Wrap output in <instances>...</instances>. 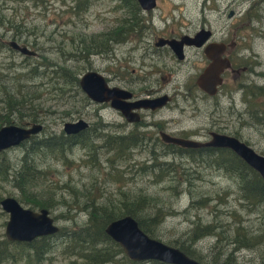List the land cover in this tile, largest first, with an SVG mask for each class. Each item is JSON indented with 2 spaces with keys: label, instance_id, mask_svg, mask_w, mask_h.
Segmentation results:
<instances>
[{
  "label": "rangeland",
  "instance_id": "rangeland-1",
  "mask_svg": "<svg viewBox=\"0 0 264 264\" xmlns=\"http://www.w3.org/2000/svg\"><path fill=\"white\" fill-rule=\"evenodd\" d=\"M238 1L241 2L240 5H237ZM75 3L76 0H0V78H9L5 87L11 96L16 92L18 84L25 85L24 90L30 92L27 102L30 106L25 110L34 114L43 125V130L35 136L36 140L61 131L63 123L78 118L90 123L87 134L82 132L83 137L89 133L96 136L106 132L115 134V124L118 122L115 109L106 107L103 103L91 102L80 90L79 77L86 71H96L104 78L107 77L105 79H108L111 85L113 80L108 77L114 75L116 61L121 57L127 63L123 70H126L128 76H136V72H132L131 68L142 73V70L135 66L136 57H132L130 53L139 54V61L149 62V57L147 54L141 56V49H133L132 46L147 34H150V39L153 30L157 31L164 24L171 28L173 17L174 25L182 31L191 32L205 23L217 33L222 31L224 37L230 38L234 31L230 29L228 33L225 32L232 21L226 16V12L228 8H232L234 20H238L236 23L242 21L244 24L243 28L235 32V38L240 42L237 54L248 59V62L245 64L246 71L239 76L232 78L229 71L225 72V81L219 90L218 100L226 108H219L218 112L223 115L230 132L239 133L237 137L241 141L264 156V90H260L264 87V37L260 36L262 18L256 5L250 9L248 18V0H216L215 3L211 0H155L156 6L151 9L150 14H138L141 19L139 25H142L140 31L129 33L128 37L121 39L119 43L110 41V49L106 52L88 55L78 52L82 49L78 43L81 35L87 37L102 34L100 38L108 40L110 34L113 35L115 29L120 26L121 19L130 21L131 17L124 15L122 10L125 8L119 9L116 0H91L85 9L78 12ZM207 10H210V13H206ZM262 31L264 32V26ZM11 40L34 50L37 55L32 59L35 60L27 64L24 55L7 46V42ZM78 47L80 48L75 49ZM151 54L149 52L150 57ZM39 63H48L45 65L49 67V71L65 68L77 80L69 78L72 83L68 82L66 87L60 83L63 97H53L49 100L56 92L52 85L49 83L34 86L29 79V69ZM168 64L173 62L168 61ZM197 71V66L186 64L177 72L176 81L180 82L183 92L182 78L189 74L192 76L188 85L193 90L196 87L193 84ZM46 78L56 77L49 72L42 78H35L33 82ZM147 85L146 81L137 84L138 87ZM249 88L253 92L251 95L247 94ZM162 89L170 91L171 85L168 84ZM199 90L196 89V92ZM178 99L182 100V96L178 95ZM197 102L203 107L201 100ZM159 116L177 120L174 124L170 123V129L209 127L208 115L202 113L199 116H188L179 115L176 111H162ZM138 119L137 115L129 121ZM144 131L150 133L147 127ZM139 145L140 148L133 152L129 149V154L132 155L130 158L122 159L103 145L102 137L95 139L93 144L89 141H78L63 151L66 153L64 158L58 151L41 149L36 161L39 163L38 168L43 170L44 179L40 183L45 197L51 199L46 202L50 204L48 212L54 224L59 228L64 227L65 230L69 227H80L91 210L90 204L85 201L86 197L76 196L70 187H75L81 192L90 189L97 194L96 201L104 205L111 198L116 199L119 191L126 190L134 194L140 192L154 196L171 210L164 211L163 220L153 227L156 229L154 238L157 241L161 240L160 242L167 246L173 241L184 244L194 250L193 254L197 255L198 257H195L203 264H209L212 257L220 264L228 255L231 262L227 264H264V206L255 207L241 200L239 188L242 181L238 175L232 177L226 171L208 165L205 160L172 152L167 145L163 147L164 152L162 144L148 146L141 142ZM22 152L23 148L19 145L0 151V162L6 165L0 169V200L7 197L19 198L18 191L8 179V170L17 167ZM205 155L207 154H204V157L208 158ZM210 157L213 158L212 155ZM153 161L158 164L175 163L178 173L174 177L172 174L162 173L159 167L147 169L146 166ZM114 168L117 174H121V180L110 177L109 173H112ZM185 179L188 181H183ZM79 191L76 192L77 195H80ZM191 199L196 200L198 204L194 201L190 204ZM21 206L30 208L24 203ZM168 208L165 209L169 210ZM6 220L7 213L0 208V239H5ZM196 223L217 226L215 232H218L219 236L210 232L192 244L188 235ZM211 228L209 227V230ZM240 228L248 236V230H253L259 237L253 239L252 243L245 242L248 238L243 237L247 245L230 244L231 240H237L235 234L241 231ZM48 241L54 245L38 262L34 261L31 254L30 257L29 253L25 255V247L19 245L22 242H16L11 243L10 247L15 259H6L0 264H69L70 260L77 258V253L69 254L68 248L65 249L68 241L63 235H51ZM120 259V256L116 255V262L110 261L106 264H131ZM147 262L148 260L139 264H150Z\"/></svg>",
  "mask_w": 264,
  "mask_h": 264
},
{
  "label": "trees",
  "instance_id": "trees-1",
  "mask_svg": "<svg viewBox=\"0 0 264 264\" xmlns=\"http://www.w3.org/2000/svg\"><path fill=\"white\" fill-rule=\"evenodd\" d=\"M90 1L91 0H76V12H78V10L85 9ZM116 1L118 2V8H125L122 10V12L125 16L129 15V17H132L131 20L128 21L126 20V18L121 19L120 26L115 29L116 32L113 33V35L110 34V38L108 40H106L105 38H100L102 34L89 35L87 37H85L86 35H81L78 38V43L81 44L82 49H80L78 52L88 53V55L99 52H106L110 49V41H117V43H119L118 41L127 38L129 33H136L137 31H140L142 25H139L138 23V21L140 22V17L138 15L139 8L138 5H136L137 3L135 2V0ZM79 48L80 47L75 49ZM24 57L27 64L30 63L29 61L35 60L32 59L34 57ZM41 59L44 60V57L41 56ZM45 64L39 63V67L36 65L31 66V68L29 69V72L31 73V76L29 78L30 82L32 81V84H34V86H40L50 83L53 89L56 90V92L51 98H49V100H51L53 97H57L59 99L63 97L64 93L60 83L66 87L68 85V82L72 83L69 78H72L73 81H76L77 79L76 77L71 76V74H69L67 69L65 68L60 67L58 69H51L49 71V67H47ZM49 72L53 73L56 78H46V80L33 82L35 78H42ZM3 77L4 76L0 78V126L2 124L9 123H17L22 125L25 121L40 123L41 120L37 119L34 114H31L25 110L26 107L30 106V104L27 103L30 99V92L24 90L26 86L23 84H18L16 92L11 96L9 94V91L7 92V89L5 87L6 81L9 78ZM262 89L264 90V87H262ZM66 93L68 94V90ZM74 93L77 94V92ZM252 93V90L249 88L247 94L251 95ZM24 110L26 111V114H24ZM47 112L50 111L47 110ZM81 134L82 133L78 135H66L61 130L57 133H50L48 135H45L39 140H36L35 136H32L28 140H24L22 141V143H20L19 146L23 148L22 157L17 163L16 168L8 170V179L11 181L12 186L19 193V198L16 199L19 203H24L32 209H48L50 206V204L46 201H51V199H49V197H45L44 192H42L43 190L40 183L44 179L43 170L42 168H38L39 163H37L36 161V157L38 156L41 149H52L58 151L59 154H61V157L64 158L66 156V153H64L63 151L71 148V146L78 141L83 143H85V141H89L93 144L95 139H101L102 137L103 145L112 150L113 153L117 155L116 150L118 148L125 149L126 147H128V149L133 152L134 150L140 148L139 144L141 143V140H139V138L137 140L136 138L132 140L131 147L130 145L125 147L123 146V143L116 140L115 134L112 133L106 132L105 134L100 136H96L94 134V136L92 137H83L81 136ZM165 145H167L172 152L186 155L188 157L190 156L194 159L200 158L202 160H205L207 161L208 165L215 166L218 169H222L229 173L232 177L234 175H238L240 181H242L239 188V195L241 196V200H245L247 203L255 207L264 206L263 180L255 170L245 164V162L231 150L215 147L211 149H201L183 148L172 144ZM204 154H207L205 156H207L208 158H205ZM121 155L124 156L123 152L120 153V156ZM211 155L213 156V158L210 157ZM0 164V169L6 166L3 162H0ZM168 165H170L171 167H167ZM176 166L177 165L172 162H162L158 164L157 161H153L146 167L149 170L159 167L162 173L172 174L175 177V175L178 173L176 170ZM113 170L114 171L112 173H109L110 177L114 178L115 180H121V174H117L115 168ZM183 181L188 180L185 179ZM67 187L69 189V186ZM70 189L76 196L84 195L86 197L85 201L91 206V210L88 211L87 219L82 226L72 228L69 227L66 230L64 229V227H62L60 229V232L52 235V237L57 234H59V236L63 235L64 237H66L68 245L65 244V249L68 248L69 254L77 253V258L70 260L69 264H106L110 261H113L114 263L116 262V255L120 256L121 261H128L131 264H139L138 262L131 261L123 254L120 245L113 241L106 234L105 227L111 221L129 214L137 220L140 228L144 232H146L150 237L154 238L156 236V229H153V227L163 220V215L165 213L164 211L171 212L170 208L162 204L161 201L157 200L154 196L147 195L145 193L138 192L137 194H134L132 192L122 190L119 191V195L116 199L111 198V200H108L106 205H104V203L96 201L97 194H95L90 189L86 192H81L75 187H70ZM77 191H79L80 195L76 194ZM193 201L194 200L191 199L190 204H193ZM194 202L196 203V205L198 204L196 200ZM165 208H168L169 210H166ZM212 225L204 226L196 223L190 231L191 234L188 235L191 243L194 244L195 241H197L202 236L209 234L210 232L214 234V236H219L218 232H215L217 226L212 227ZM209 227H212L211 230H209ZM240 230V232L235 234V236H237L238 244H246L244 243L245 240H243V237L247 236L248 239L245 242L248 243H252L253 239L259 237V235H255V232L253 230H248L250 232L249 236L243 229L240 228ZM63 231L65 232L63 233ZM50 237L51 235L42 236L30 242L19 243V245L25 247L26 256L29 253V257L31 254L34 261L38 262L45 253L49 252L50 249H52V245H54L50 241H48ZM239 240H241V242ZM11 243L13 242H9L4 238L0 239V262L6 259H15V257L10 252V247L12 246ZM237 243L235 240H231L230 244L237 245ZM14 244L16 243L14 242ZM170 245L180 249L188 256L202 262L199 258H197V255L193 254L194 250H191L188 246L180 244L177 241L171 242ZM229 256L230 255H228L227 258L223 260L224 262H221L220 264L230 263L231 260L229 259ZM214 259L216 258L212 257L209 264H216L217 262ZM147 263L168 264L157 260H149Z\"/></svg>",
  "mask_w": 264,
  "mask_h": 264
},
{
  "label": "flooded vegetation",
  "instance_id": "flooded-vegetation-1",
  "mask_svg": "<svg viewBox=\"0 0 264 264\" xmlns=\"http://www.w3.org/2000/svg\"><path fill=\"white\" fill-rule=\"evenodd\" d=\"M211 1H214L215 3L216 0ZM248 1L249 7L246 11L248 15L247 17L249 18L250 16V9H252L253 6L256 5L260 10V17L262 18L260 36L264 37V32L262 31V27L264 26V0ZM135 2L137 3L136 5H138L137 0H135ZM240 4L241 2L238 1L237 5ZM138 8V14H150L153 10H142L139 5ZM210 10H207L206 13H210ZM233 13L234 10L232 8H228L226 16L232 21L229 23V28L225 32L228 33L230 29L234 31V33H232V37L230 38L224 37L222 31H219V33H217L214 28H211L209 25H205V23L191 32L182 31L180 28L176 27L173 23L174 17L172 18L171 28H167L163 23L164 25L162 26V28L158 29L157 31L153 30V35L150 39L148 38L150 34H147L144 38L140 39V42L138 40L137 44L135 46H132L133 49H141V56H145L147 54V56L149 57V62H146L145 60L139 61L137 60V58L140 57L139 54L135 55L136 53H130L132 57H136L135 61L137 63L135 66H137L139 70H142V73H138L135 68H131L132 72H136L135 77L128 76L126 70H123L124 66L126 67L127 64L126 61H124L123 57L119 58L116 61L117 68H115L114 75L112 77H108L112 78L113 84L110 85L108 79L106 81L110 86L117 87L120 90H125L130 94L129 96L118 98L117 100L120 103L124 105H131L132 103L139 104V100H142L144 98L152 99L165 96L164 103L154 109L135 107L130 108V112L138 115V121H129L125 117V115L122 114L120 109H115L114 111L118 116V122L115 124V137L118 142L123 143V146L126 147L132 143L133 139L137 138L138 140L139 138L141 142L148 144V146H159L160 144H162V151L164 152L165 149L163 147L165 146V143L167 144V142H165L161 138V133H166L170 136L180 137L184 139H200V142L208 141L210 139L211 131L218 133H228L230 135L234 134L232 136L236 135L235 137L238 136L239 133L230 132L228 130L227 122L223 120V115L218 112L219 108H226V106H223L218 100L219 90L223 87L222 84L225 81V72L229 71L232 78L239 76L241 73L246 71L245 64H247L248 62V59H244L240 57L239 54H237L240 42L235 38V32L243 28L244 24H242V21L236 23V21L238 22V20H234L235 17H233ZM198 31H204V34L199 38V40L195 41L198 42L203 39L200 45H195L194 43L189 42L190 40L186 41L185 38L183 43L179 44V41L183 36L191 38L194 37V35ZM167 41L175 42L176 49H181V51L179 52V54L182 56L181 58L178 57V53L175 52V49H173L170 44L167 43ZM215 44L225 45V50L221 56L229 59L230 67L222 72V82L217 87V91L213 95H208L205 92L199 90L200 88L196 85L195 81L197 76L209 62V59L204 54V48L207 45ZM149 52L152 53V59L149 55ZM168 61H172L173 64L169 65ZM186 64L192 67L197 66L198 71L193 84V86L196 87H194L193 90L188 85V82L192 79V76L189 74L185 78H182V89L184 90L183 92L180 89V82L176 81V74L180 70V68L182 66H185ZM135 78H142L143 80L140 81L136 80ZM145 81L148 83L147 86H137L139 82L144 83ZM168 84L171 85V90H163L162 88ZM195 88L199 91L196 92ZM261 90L263 91L262 88ZM178 95L182 96V100L178 99ZM200 100L201 102H203V107H201L197 102ZM103 104L106 107L109 106L108 102H105ZM162 111H176L179 115L187 114L188 116H199L201 113L208 115L209 127L204 128L203 126H201L196 128L170 129V123L174 124L177 122V120L159 116V113ZM167 123L168 125H166ZM102 125L104 126V124ZM146 127L148 128V131L150 133L144 131V128ZM136 129H139L141 131ZM87 136L92 137L94 136V134L89 133ZM200 148L211 149L212 147L206 146ZM122 152L124 156H120V153ZM116 153L120 157V159L130 158L132 156L131 154H129L128 147H126L125 149L118 148L116 150Z\"/></svg>",
  "mask_w": 264,
  "mask_h": 264
},
{
  "label": "water",
  "instance_id": "water-1",
  "mask_svg": "<svg viewBox=\"0 0 264 264\" xmlns=\"http://www.w3.org/2000/svg\"><path fill=\"white\" fill-rule=\"evenodd\" d=\"M143 10H150L155 6V0H137ZM204 31H198L194 37L183 36L179 41L182 44L184 38L186 41L200 45L199 38ZM188 39V40H187ZM170 46L178 53L181 49H176L175 42L167 41ZM178 44V45H179ZM7 45L21 54L34 56L35 51L29 49L24 44H18L16 41H8ZM225 50L224 44L207 45L204 48V54L209 59L208 64L203 68L196 78V85L205 93L213 95L218 85L222 82V72L230 67L228 58L221 56ZM78 85L83 94L93 102H108L113 109H120L122 114L128 120L137 117L135 113L130 112V108H151L161 106L165 101V96L152 99L144 98L139 100V104L124 105L117 99L126 97L130 94L125 90L109 86L106 79L96 71H86L78 79ZM87 126L83 119H77L72 122H65L62 130L66 134H75ZM42 129V124L25 122L22 125L4 124L0 126V151L11 146L18 145L31 135L37 134ZM163 139H167L185 147H205L227 148L239 156L249 167L255 170L264 181V156L256 153L251 147L235 137L211 133V137L206 142H200L194 139L175 138L166 133H161ZM1 209L7 213L8 219L5 223L4 236L8 241L29 242L32 239L55 234L58 226L54 224L53 218L49 215L48 209L22 207L21 204L12 197L0 200ZM105 231L121 247L123 253L131 260H159L172 262L174 264H202L195 259L188 257L184 252L176 247L167 246L160 241L150 238L130 217L126 216L111 221Z\"/></svg>",
  "mask_w": 264,
  "mask_h": 264
},
{
  "label": "bare ground",
  "instance_id": "bare-ground-1",
  "mask_svg": "<svg viewBox=\"0 0 264 264\" xmlns=\"http://www.w3.org/2000/svg\"><path fill=\"white\" fill-rule=\"evenodd\" d=\"M121 43V42H120ZM78 119H82V118H78ZM84 120V119H83ZM86 123H87V126L84 128V129H82L81 130V133L83 132V133H85V134H87V132H88V130H89V123L86 121V120H84ZM211 133H216V134H223V135H228V136H232V135H230V134H227V133H218V132H214V131H211L210 132V137H211ZM85 137V136H84ZM88 137H90V136H88ZM172 137H174V136H172ZM232 137H235V136H232ZM162 138V137H161ZM175 138H180V137H175ZM236 139H238V140H240V138H237V137H235ZM163 139V138H162ZM165 142H167V144H172V145H175V146H178V147H183V148H199V147H185V146H181V145H178V144H176V143H173L172 141H170V140H167V139H163ZM241 141V140H240ZM245 143V142H244ZM132 144V143H131ZM131 144H130V147H131ZM166 144V143H165ZM245 144H247V143H245ZM248 145V144H247ZM249 146V145H248ZM250 147V146H249ZM216 148V147H215ZM252 148V147H251ZM253 149V148H252ZM128 151H129V149H128ZM126 216H128V217H130V218H132L136 223H137V226L140 228V226H139V224H138V222H137V220L132 216V215H129V214H127V215H125V216H122V217H120V218H123V217H126ZM120 218H117V219H120ZM116 220V219H115ZM109 224V223H108ZM107 224V225H108ZM56 225V224H55ZM57 226V225H56ZM107 227V226H106ZM105 227V228H106ZM59 228V227H58ZM60 229L61 228H59L58 229V231H57V233L58 232H60ZM141 229V228H140ZM142 230V229H141ZM143 231V230H142ZM106 232V231H105ZM144 232V231H143ZM145 234H147L146 232H144ZM107 234V233H106ZM108 235V234H107ZM148 235V234H147ZM113 241H115L110 235H108ZM149 236V235H148ZM153 238V237H152ZM241 238V237H240ZM153 239H155V240H157L156 238H153ZM239 239V238H238ZM159 240V239H158ZM159 241H161V240H159ZM239 241H241V240H239ZM116 243H118L117 241H115ZM162 242V241H161ZM236 242H237V240H236ZM119 244V243H118ZM120 245V244H119ZM169 246H172V245H169ZM120 247H121V245H120ZM172 247H174V246H172ZM122 248V247H121ZM187 255V254H186ZM188 256V255H187ZM188 257H190V256H188ZM190 258H192V259H194L193 257H190ZM132 261H134V262H138V263H140V262H142V261H135V260H132ZM157 261H159V260H157ZM161 262H164V263H168V264H174V263H172V262H167V261H161Z\"/></svg>",
  "mask_w": 264,
  "mask_h": 264
}]
</instances>
